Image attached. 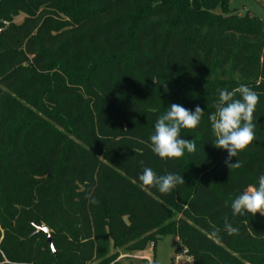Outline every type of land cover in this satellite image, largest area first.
<instances>
[{
  "label": "trees",
  "instance_id": "1",
  "mask_svg": "<svg viewBox=\"0 0 264 264\" xmlns=\"http://www.w3.org/2000/svg\"><path fill=\"white\" fill-rule=\"evenodd\" d=\"M83 1L0 3V264H120L168 236L192 264H264V215L231 209L264 174V22L229 0ZM241 84L255 140L230 170L208 116ZM173 103L205 114L180 133L196 151L161 159L150 136ZM145 167L185 184L161 194Z\"/></svg>",
  "mask_w": 264,
  "mask_h": 264
},
{
  "label": "clouds",
  "instance_id": "2",
  "mask_svg": "<svg viewBox=\"0 0 264 264\" xmlns=\"http://www.w3.org/2000/svg\"><path fill=\"white\" fill-rule=\"evenodd\" d=\"M237 94H239L237 96ZM259 102L258 94L249 86L241 84L233 91L221 89L218 99L214 101L215 112L209 114L214 139L213 147L227 152L225 165L231 170L239 167V161L232 163L233 157L248 148L255 140L254 112ZM204 110L197 105L195 110H189L179 104H171L169 110L158 117L154 133L150 136V146L154 154L161 159H178L185 151L191 154L196 151L194 140L181 137L182 129H195L200 125ZM139 181L144 186L157 189L161 194H170L178 185L185 184L182 175L166 173L157 175L150 168L145 167L139 175ZM232 215L244 216L257 213L264 215V174L258 178V188L249 186L231 203ZM224 229L229 236L238 235L239 229L227 220ZM219 230L215 227L211 233L218 237Z\"/></svg>",
  "mask_w": 264,
  "mask_h": 264
},
{
  "label": "rangeland",
  "instance_id": "3",
  "mask_svg": "<svg viewBox=\"0 0 264 264\" xmlns=\"http://www.w3.org/2000/svg\"><path fill=\"white\" fill-rule=\"evenodd\" d=\"M83 3L90 9V2L88 0H84ZM229 9L237 15L255 16L264 22V0H229ZM23 18L24 16L20 15L15 19V23H21ZM62 20L66 23L72 21L67 16H63ZM182 251L183 249L178 248L176 238L168 236L159 242L156 251L151 247H148L145 251L136 253L121 249L117 261L120 264H192L187 258L180 261L176 259L178 255L182 254Z\"/></svg>",
  "mask_w": 264,
  "mask_h": 264
},
{
  "label": "built area",
  "instance_id": "4",
  "mask_svg": "<svg viewBox=\"0 0 264 264\" xmlns=\"http://www.w3.org/2000/svg\"><path fill=\"white\" fill-rule=\"evenodd\" d=\"M4 25H5V26H8L9 24L5 22ZM1 31H2V29H0V33H1ZM150 247L153 249V248H154V244H151ZM184 258H187V260L192 261V260H191V257H189V255H188V251H187V250H183V251H182V254H180V255H178V256L176 257V259H177L178 261H180V260H182V259H184Z\"/></svg>",
  "mask_w": 264,
  "mask_h": 264
},
{
  "label": "water",
  "instance_id": "5",
  "mask_svg": "<svg viewBox=\"0 0 264 264\" xmlns=\"http://www.w3.org/2000/svg\"><path fill=\"white\" fill-rule=\"evenodd\" d=\"M2 1H3V0H0V3H1ZM38 232H40V233H45V234L47 235L48 239H49V242L51 243L50 233H49V230H48V229H46V228H41V229H39Z\"/></svg>",
  "mask_w": 264,
  "mask_h": 264
}]
</instances>
